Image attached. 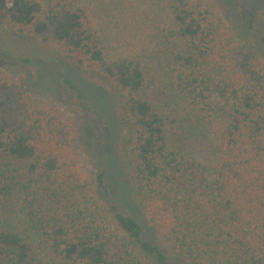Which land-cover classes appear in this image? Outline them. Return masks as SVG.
<instances>
[{
  "label": "trees",
  "instance_id": "16d2710c",
  "mask_svg": "<svg viewBox=\"0 0 264 264\" xmlns=\"http://www.w3.org/2000/svg\"><path fill=\"white\" fill-rule=\"evenodd\" d=\"M0 24L107 87L145 224L94 195L78 121L0 69V264H264V58L211 2L0 0Z\"/></svg>",
  "mask_w": 264,
  "mask_h": 264
},
{
  "label": "rangeland",
  "instance_id": "374dc122",
  "mask_svg": "<svg viewBox=\"0 0 264 264\" xmlns=\"http://www.w3.org/2000/svg\"><path fill=\"white\" fill-rule=\"evenodd\" d=\"M208 1L232 29L240 47H250L264 58V0ZM0 69L20 78L30 96L53 102L78 121V150L97 173L105 174L103 186L97 183L94 195L107 208H120L145 226L130 200L124 179L117 150L122 130L114 118L107 87L75 70L52 51L16 36L1 24ZM64 80L73 84L81 96ZM144 239L157 242L156 237L148 233ZM168 264L183 263L171 259Z\"/></svg>",
  "mask_w": 264,
  "mask_h": 264
}]
</instances>
